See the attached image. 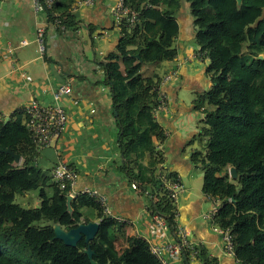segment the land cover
<instances>
[{
    "label": "trees",
    "instance_id": "16d2710c",
    "mask_svg": "<svg viewBox=\"0 0 264 264\" xmlns=\"http://www.w3.org/2000/svg\"><path fill=\"white\" fill-rule=\"evenodd\" d=\"M76 1L55 2L53 12L59 13L61 25L75 26L69 10ZM126 1L139 13L140 22L131 29L122 26L116 53L97 65L104 71L103 83L118 114L123 168L139 188L147 190L155 185L154 169L162 162L154 143L165 142V137L152 116L156 105L152 88L160 81L144 77L141 68L174 59V16L180 3ZM185 1L198 52L211 62L207 67L211 89L195 103L206 117L196 137L200 150L193 161L204 170L203 192L221 203L215 225L230 233L235 261L264 264V0H241L240 5L236 0ZM48 16L52 19L51 12ZM7 149L21 160L16 165L10 155L0 152V264H91L87 248L97 264H159L150 245L137 237L129 238L118 256L114 247L119 225L102 214L93 198L77 194L71 204L73 214L67 213L66 197L72 191L60 189L50 173L36 166L39 152L21 115L7 123L0 119V150ZM145 152L153 155L147 171L139 166ZM230 167L236 169L235 180L228 175ZM18 196L26 200L24 205ZM154 205L171 216L167 197ZM95 221L100 227L89 244L82 239L73 248L55 239L54 224L68 231ZM205 264L216 263L206 260Z\"/></svg>",
    "mask_w": 264,
    "mask_h": 264
},
{
    "label": "crops",
    "instance_id": "0c3cea01",
    "mask_svg": "<svg viewBox=\"0 0 264 264\" xmlns=\"http://www.w3.org/2000/svg\"><path fill=\"white\" fill-rule=\"evenodd\" d=\"M113 2L94 0L76 11L71 7L69 17L75 26L65 27L59 13L53 11L52 19L48 13L43 19L36 18L31 0H0V119L7 123L21 115L25 123L23 110L27 105H49L53 91L69 84L70 93L60 101L68 119L66 131L54 147L38 150L36 163L48 173L57 163H67L77 174L73 195L95 190L105 197L111 217L119 225L114 247L117 255L128 247L131 237L148 244L171 240L170 233L163 235L152 219L158 211L154 202L166 200L163 183L178 178L185 189L178 201L179 223L199 248L198 256H204L184 257L170 264H205L206 260L236 264L233 257L224 254L222 238L214 230L215 224L207 219L214 206L203 192L204 170L193 161L200 150L196 137L206 117L195 103L212 84L208 60L200 62L193 58L198 46L189 3L179 0L180 7L174 16V59L141 68L144 77H157L159 81L168 71H178L177 79L162 87L169 99V111L153 116L165 142L154 143L162 162L154 169L155 185L143 190L123 168L118 114L112 107L110 90L103 83L104 71L97 65L107 62L119 43L120 32L109 13ZM147 8L162 11L160 7ZM39 22L46 29L44 60L38 58L34 43ZM23 41L27 42L24 46ZM152 158L149 152L142 155L141 170L149 169Z\"/></svg>",
    "mask_w": 264,
    "mask_h": 264
},
{
    "label": "built area",
    "instance_id": "2783aa9c",
    "mask_svg": "<svg viewBox=\"0 0 264 264\" xmlns=\"http://www.w3.org/2000/svg\"><path fill=\"white\" fill-rule=\"evenodd\" d=\"M56 1L57 0H31L34 16L38 19H43L46 13L53 11ZM93 1L94 0H77L73 4L71 10L76 11L79 7L91 5ZM109 13L113 19L115 28L119 32L121 31L122 26L131 29L140 22L139 13L133 11L127 4L126 0H114L109 9ZM34 43L37 48L38 58L44 60L47 55V41L45 25L42 22H39L36 27ZM21 44L24 46L27 42L23 41ZM193 58L200 62L205 60L203 54L200 52H197ZM177 76L178 71L174 68L163 75L159 84L152 88V92L156 94V105L153 108L152 116L169 111V99L166 93L162 90V87L163 85L177 79ZM70 89L71 87L67 83L60 85L52 93L53 102L51 104L44 105L33 102L24 108L23 114L26 118L25 126L30 132L37 150L54 147L65 133L68 119L65 109L61 106L60 101L70 93ZM36 166L38 167L37 163ZM50 176L60 189L69 188L71 191L77 179L76 172L64 162H59L54 165L50 170ZM162 187L166 197L172 205L171 216L167 217L164 214L155 211L152 221L155 227L163 235L170 233L171 240L161 244H149L150 253L159 264H170L171 262H177L184 257L194 259L200 253L199 248L192 243L189 231L179 223L178 201L181 195L185 192L184 186L181 181L176 178L164 182ZM81 194L93 198L100 206L102 214L111 217L106 199L103 195L95 190H87ZM205 196L214 206L213 211L207 216V219L215 224V218L221 209V203L218 200L211 199L206 194ZM214 230L222 238L224 254L234 258L230 233L221 230L216 225ZM236 264L239 263L236 261Z\"/></svg>",
    "mask_w": 264,
    "mask_h": 264
},
{
    "label": "water",
    "instance_id": "95a60500",
    "mask_svg": "<svg viewBox=\"0 0 264 264\" xmlns=\"http://www.w3.org/2000/svg\"><path fill=\"white\" fill-rule=\"evenodd\" d=\"M236 1L238 5L241 4V0H236ZM210 63L211 62L208 60L207 65H210ZM0 152L6 155H10L13 158L14 163L16 165L20 163L21 160L20 156L13 154L10 149L0 150ZM228 175L232 180L237 179L236 169L233 167L228 168ZM74 199L75 196L73 194H69L66 197V211L70 215L73 214V208L71 204L74 201ZM231 201H233V199H231ZM34 207L38 208L37 205H35ZM99 227H100V223L95 221V222H90L88 224H78L76 228L67 231L63 229L59 224H54L53 231L55 234V239L62 241L64 245L68 247L74 248L77 246V243L82 239H84V242L86 244H89L91 241H93V239L98 233ZM85 253L91 264H97L93 261V252L89 248H87Z\"/></svg>",
    "mask_w": 264,
    "mask_h": 264
},
{
    "label": "rangeland",
    "instance_id": "374dc122",
    "mask_svg": "<svg viewBox=\"0 0 264 264\" xmlns=\"http://www.w3.org/2000/svg\"><path fill=\"white\" fill-rule=\"evenodd\" d=\"M17 201H18V202H21V203L24 205V203H25L26 200H25L23 197L18 196V197H17Z\"/></svg>",
    "mask_w": 264,
    "mask_h": 264
}]
</instances>
